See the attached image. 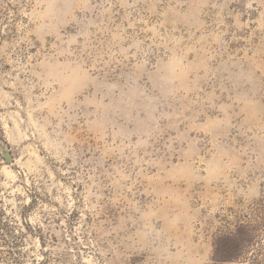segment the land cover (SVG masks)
<instances>
[{
  "label": "rangeland",
  "instance_id": "1",
  "mask_svg": "<svg viewBox=\"0 0 264 264\" xmlns=\"http://www.w3.org/2000/svg\"><path fill=\"white\" fill-rule=\"evenodd\" d=\"M51 2L0 0V264H226L214 240L240 225L239 264H264V0H55L66 22L38 34ZM65 50L104 105L170 60L188 90L146 94L143 126L94 104L68 123L38 70ZM65 129L67 156L49 148Z\"/></svg>",
  "mask_w": 264,
  "mask_h": 264
},
{
  "label": "clouds",
  "instance_id": "2",
  "mask_svg": "<svg viewBox=\"0 0 264 264\" xmlns=\"http://www.w3.org/2000/svg\"><path fill=\"white\" fill-rule=\"evenodd\" d=\"M43 7L45 10L36 14L39 20L37 32L41 35L54 34L57 25L66 22L63 18L69 14L72 6L64 3L58 7L55 0H53V2L47 3ZM69 55L71 53L67 50L57 51L51 56L46 57L38 65L41 80L45 85L55 90L53 100L56 101L58 115L67 117L68 123L75 119V117L69 116L68 113L77 109H83L82 114L85 120L89 116L94 115L95 113L87 111L89 105L94 104L97 110L103 109L105 114L110 110L113 116L122 122L135 119L138 125L143 126L146 121L139 119V112H147L148 119H151V113L155 111V107H152V105L156 102L152 95L146 94H158L159 100L166 103L169 98H175L181 91L188 90L185 84L188 71L187 66L179 74L171 73L169 71L170 60L165 61L163 64L158 63L157 65H153L150 69H145L141 66L134 77H129L134 87L130 88L128 83H125L123 86L128 91L124 92L123 89L121 90L120 103L114 104L110 101L109 104L104 105L99 101L90 100L86 95L90 87L95 86L99 90L100 86L94 84L93 78L89 70L83 66V62L74 60L69 63L66 59H60L61 56L67 57ZM175 58L176 53H173L172 60ZM193 71L196 70L193 69ZM144 76L147 78L142 80ZM196 79L199 80L201 78L197 76ZM195 83L196 81L193 82V86H195ZM105 87L108 89L107 94L110 95L113 91V86L105 85ZM61 104L65 105V107L60 108ZM121 105H124V107H121ZM131 109L138 110L136 117L131 116V112L129 111ZM216 123L218 125L220 122ZM93 125L101 130L102 135L107 133L104 123L99 120L89 123V127ZM57 136H62L63 139L49 141V148L60 151L62 155H70L72 139L67 134V129L63 132H58ZM213 146L215 147L216 145L214 144Z\"/></svg>",
  "mask_w": 264,
  "mask_h": 264
},
{
  "label": "trees",
  "instance_id": "3",
  "mask_svg": "<svg viewBox=\"0 0 264 264\" xmlns=\"http://www.w3.org/2000/svg\"><path fill=\"white\" fill-rule=\"evenodd\" d=\"M245 230L246 227L240 225L232 231L220 232L213 243L211 261L226 264L241 263V246L246 241Z\"/></svg>",
  "mask_w": 264,
  "mask_h": 264
},
{
  "label": "water",
  "instance_id": "4",
  "mask_svg": "<svg viewBox=\"0 0 264 264\" xmlns=\"http://www.w3.org/2000/svg\"><path fill=\"white\" fill-rule=\"evenodd\" d=\"M2 156H3L6 163L10 164L13 162V157L9 152H3Z\"/></svg>",
  "mask_w": 264,
  "mask_h": 264
}]
</instances>
